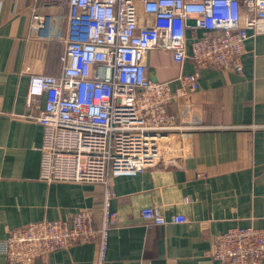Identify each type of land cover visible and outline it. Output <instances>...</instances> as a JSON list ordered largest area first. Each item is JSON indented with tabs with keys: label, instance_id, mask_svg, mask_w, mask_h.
Wrapping results in <instances>:
<instances>
[{
	"label": "crops",
	"instance_id": "0c3cea01",
	"mask_svg": "<svg viewBox=\"0 0 264 264\" xmlns=\"http://www.w3.org/2000/svg\"><path fill=\"white\" fill-rule=\"evenodd\" d=\"M65 12L54 0H0V241L42 221L71 220L80 209L93 212L95 227L100 223L103 187L42 180L43 129L23 118L27 73L59 76L64 52L61 43L46 40L44 29H32V17ZM189 74L198 88L180 95ZM146 77L162 86L166 113L186 128L177 139L184 158L109 178V210L117 222L108 231L104 264H217L208 252L218 235L235 227L264 229V33L246 40L239 74L196 69L189 61L180 66L154 50ZM149 207L188 222L152 225L139 215ZM96 255L97 240L77 242L31 264H95ZM0 264L21 263L0 255Z\"/></svg>",
	"mask_w": 264,
	"mask_h": 264
},
{
	"label": "built area",
	"instance_id": "2783aa9c",
	"mask_svg": "<svg viewBox=\"0 0 264 264\" xmlns=\"http://www.w3.org/2000/svg\"><path fill=\"white\" fill-rule=\"evenodd\" d=\"M54 1L65 15L33 16L31 27L64 46L61 73H27L23 118L43 129L42 180L103 187L100 223L95 227L93 212L80 209L71 220L19 228L0 241V255L31 264L40 254L97 240L95 264H104L108 231L117 222L109 210V178L184 158V143L177 139L186 128L166 113L169 98L162 86L146 77L148 53H168L180 66L189 61L196 69L239 74L246 40L264 33V0ZM181 81L180 95L198 88L195 74ZM139 215L157 226L188 222L182 215L167 219L154 207ZM208 256L217 264H258L264 229H228Z\"/></svg>",
	"mask_w": 264,
	"mask_h": 264
}]
</instances>
